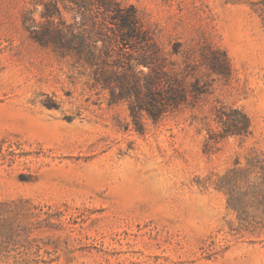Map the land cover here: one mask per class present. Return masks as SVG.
Wrapping results in <instances>:
<instances>
[{
    "label": "rangeland",
    "instance_id": "rangeland-1",
    "mask_svg": "<svg viewBox=\"0 0 264 264\" xmlns=\"http://www.w3.org/2000/svg\"><path fill=\"white\" fill-rule=\"evenodd\" d=\"M49 1L0 0V264H264V0H112L176 63L187 52L205 76L199 54L216 50L230 67L193 106L140 126L91 68L31 38ZM55 1L114 47L95 0ZM222 106L247 114L248 137L208 143Z\"/></svg>",
    "mask_w": 264,
    "mask_h": 264
},
{
    "label": "trees",
    "instance_id": "trees-1",
    "mask_svg": "<svg viewBox=\"0 0 264 264\" xmlns=\"http://www.w3.org/2000/svg\"><path fill=\"white\" fill-rule=\"evenodd\" d=\"M95 2L97 9L110 16L116 25L114 47L99 48L97 41L90 40L88 33L76 32L67 25L55 0L44 5L41 17L45 19V25L41 30L34 26L30 30L31 38L41 46L51 47L60 57H72L91 68L95 84L108 91L111 104L128 103L136 126H140L143 113L156 122L185 106H193L201 95L206 94L207 89L202 84L210 75L221 78L230 75L224 52L201 51L200 64L209 67V74L200 75L193 71L189 53H181L183 58L180 64L171 58L180 55L176 47L170 54L164 52L141 28L133 7H122L112 0ZM30 14L31 11L24 13V23L29 20ZM216 121L220 130L217 133L209 132V144L228 137L243 138L251 134L249 117L241 109L222 106L216 110ZM139 129L142 130L141 127ZM260 170L263 172V167ZM260 184L264 186V181ZM230 194L231 201H234V191L231 190ZM261 198L264 202V188ZM237 206L240 215L246 214L242 201L238 200Z\"/></svg>",
    "mask_w": 264,
    "mask_h": 264
}]
</instances>
